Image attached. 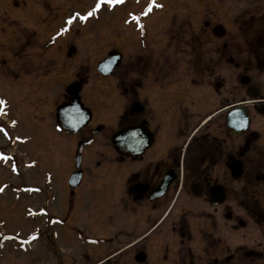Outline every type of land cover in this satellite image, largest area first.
Instances as JSON below:
<instances>
[{"label":"flooded vegetation","instance_id":"af4514ba","mask_svg":"<svg viewBox=\"0 0 264 264\" xmlns=\"http://www.w3.org/2000/svg\"><path fill=\"white\" fill-rule=\"evenodd\" d=\"M197 1L198 26L181 41L146 56L117 49L113 106L61 92L55 110L77 96L86 122L59 130L71 147L58 170H41L38 264H75L74 243L85 264H264V0ZM146 14L126 21L145 33ZM17 52L26 61L23 45ZM86 74L73 77L79 86ZM95 76L106 86L108 75ZM236 194L249 217L236 215Z\"/></svg>","mask_w":264,"mask_h":264},{"label":"rangeland","instance_id":"374dc122","mask_svg":"<svg viewBox=\"0 0 264 264\" xmlns=\"http://www.w3.org/2000/svg\"><path fill=\"white\" fill-rule=\"evenodd\" d=\"M149 2L152 0H0V264H38L33 239V206L39 200L36 185L43 181L42 168H52L53 163L52 169H59L74 140L56 130L51 119L61 92L80 90L99 101L103 95L113 106L117 63L106 74V86H101V79L95 76L100 60L113 49L126 56L145 55L155 43L179 42L182 30L198 26L194 21L200 5L197 0H153L142 22L146 32L139 33L137 18L126 19ZM21 45L26 48V61L17 52ZM30 60L38 64V71L25 69L32 64ZM225 72L217 69L218 74ZM78 73L89 75L83 86L73 78ZM210 73V67L203 71L204 75ZM234 73L239 72L235 69ZM36 83L38 92L31 88ZM202 86L212 88L205 81ZM94 90L97 92L92 93ZM53 155L57 159L49 160ZM241 183L237 181L236 186ZM240 199L235 202V213L247 218ZM234 239L241 242V232L236 231ZM74 246L75 264H85L78 254L81 249Z\"/></svg>","mask_w":264,"mask_h":264},{"label":"water","instance_id":"95a60500","mask_svg":"<svg viewBox=\"0 0 264 264\" xmlns=\"http://www.w3.org/2000/svg\"><path fill=\"white\" fill-rule=\"evenodd\" d=\"M115 53H116L115 50L110 51L108 54V57H106L105 60L101 61L98 64V68L102 70V72L104 73L109 72L114 67V65L118 62L119 55ZM79 108H80L79 103H74V106L72 105V106H69L68 108L66 106H59L57 108V117H58L57 119L59 120V128L64 127L66 131H75L80 125L86 122L85 119H82L84 117V114L80 113L81 111H78ZM75 115H77L76 119H75ZM238 115L239 114L235 113L236 118L239 117ZM67 118H70L71 120H68ZM235 123H236V129H237L236 133H237L238 130H241V128L243 127L240 125L237 119L235 120ZM241 170H242L241 164L236 163L235 178L240 177Z\"/></svg>","mask_w":264,"mask_h":264},{"label":"snow or ice","instance_id":"6c2138e0","mask_svg":"<svg viewBox=\"0 0 264 264\" xmlns=\"http://www.w3.org/2000/svg\"><path fill=\"white\" fill-rule=\"evenodd\" d=\"M114 2H117V0H108V3H114ZM97 7H99V3L97 4ZM151 7H152V5L150 4L149 8H151ZM89 15H91V13H89ZM63 31H64V29L62 28L61 32H63ZM0 103H3V101H0Z\"/></svg>","mask_w":264,"mask_h":264}]
</instances>
